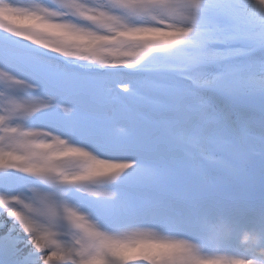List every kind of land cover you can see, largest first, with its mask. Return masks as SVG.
<instances>
[{
  "label": "snow or ice",
  "instance_id": "1",
  "mask_svg": "<svg viewBox=\"0 0 264 264\" xmlns=\"http://www.w3.org/2000/svg\"><path fill=\"white\" fill-rule=\"evenodd\" d=\"M0 264H264V0H0Z\"/></svg>",
  "mask_w": 264,
  "mask_h": 264
},
{
  "label": "rangeland",
  "instance_id": "2",
  "mask_svg": "<svg viewBox=\"0 0 264 264\" xmlns=\"http://www.w3.org/2000/svg\"><path fill=\"white\" fill-rule=\"evenodd\" d=\"M22 3H31V4H39L41 2V0H21ZM25 23L27 22H23V26H25Z\"/></svg>",
  "mask_w": 264,
  "mask_h": 264
}]
</instances>
